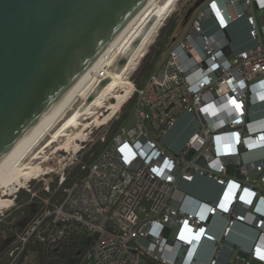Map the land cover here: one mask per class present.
<instances>
[{
  "label": "built area",
  "instance_id": "built-area-1",
  "mask_svg": "<svg viewBox=\"0 0 264 264\" xmlns=\"http://www.w3.org/2000/svg\"><path fill=\"white\" fill-rule=\"evenodd\" d=\"M259 10L264 14V0H208L141 88L126 77L131 93L124 105L137 97L133 122L119 129L95 162L81 165L83 177L65 187L63 199L46 205L19 236L8 264H17L31 241L53 245L78 232L93 236L79 264L218 263L233 229L248 224L258 197L264 202V17H257ZM241 20L252 46L235 52L233 43L240 38L233 28ZM209 23L215 26L212 34L205 29ZM186 115L194 119L193 135L179 151L164 146ZM83 143L74 148L69 168L80 163ZM196 175L220 186L216 202L180 196L179 183H193ZM65 181L63 170L59 182ZM216 217L224 220L219 237L210 229ZM254 228L251 250L236 256L234 264L264 263V214ZM204 242L215 250L207 263L198 258Z\"/></svg>",
  "mask_w": 264,
  "mask_h": 264
},
{
  "label": "water",
  "instance_id": "water-1",
  "mask_svg": "<svg viewBox=\"0 0 264 264\" xmlns=\"http://www.w3.org/2000/svg\"><path fill=\"white\" fill-rule=\"evenodd\" d=\"M143 1L0 0V155Z\"/></svg>",
  "mask_w": 264,
  "mask_h": 264
},
{
  "label": "bare ground",
  "instance_id": "bare-ground-1",
  "mask_svg": "<svg viewBox=\"0 0 264 264\" xmlns=\"http://www.w3.org/2000/svg\"><path fill=\"white\" fill-rule=\"evenodd\" d=\"M176 1L166 0L160 5L158 0H144L120 25L83 71L0 155V190L4 189L9 195H13L20 190L19 188L24 187L23 182L44 175L40 169L28 167L23 162L42 139L63 119L78 99H83L84 104L62 123L49 144L64 137L67 130L81 126V118L91 114L93 107H102L106 98L118 87H122L124 93L115 96L116 103L109 106L110 114L102 120L101 125L107 124L121 111L131 93L130 84L126 79L127 73L137 65L147 42L160 28ZM122 53L124 58L120 61L124 63H118L111 72L110 67L118 59L117 55ZM97 120L99 117L95 121ZM90 124L85 125L86 128ZM13 205V200L0 199V214Z\"/></svg>",
  "mask_w": 264,
  "mask_h": 264
},
{
  "label": "rangeland",
  "instance_id": "rangeland-1",
  "mask_svg": "<svg viewBox=\"0 0 264 264\" xmlns=\"http://www.w3.org/2000/svg\"><path fill=\"white\" fill-rule=\"evenodd\" d=\"M165 1L166 0H158V4L161 5ZM189 1L190 0H177L175 2L174 6L171 9V12L165 18L160 28L155 32V34H153L152 38L147 42L144 48L145 56L141 58L140 62L138 61V64L135 65L127 73L126 77L130 78L132 82L135 78H138L139 76L142 75L144 71V64L147 61L148 55L157 54L155 68H159V66L165 60L169 48L173 45L174 39L179 40L182 37V35L187 31L188 27L191 25L193 19L197 15L196 12L194 16H192V18L189 20V22H187L186 25H183L185 17L184 16L182 17V15L184 14L185 7L187 6V3ZM257 13H258L257 15L258 18L264 17V14L263 12H261V10H259ZM239 24L240 22L237 23V25H235L236 26L235 29H237L236 32L238 34L236 37L241 39V36L243 34L242 31L238 29L240 27L238 26ZM139 55L137 56V59ZM116 58L118 59L116 60ZM116 58H115L116 62L110 67L111 72L117 67L119 61L124 58V54L123 53L118 54ZM123 93H124V89L122 87H118L112 94H110L106 98L102 107H93V109L91 110L92 112L91 114L81 118L80 120L81 126L67 130L66 135L64 137H60L55 142L49 144L53 140L52 137L60 128L62 123L68 117H70L77 108H79L81 105L84 104L83 99H78L75 102V104L72 106L70 110H68V112L63 117V119L50 131L49 134H47L42 139V141L32 150V152L25 158L23 162L24 165L28 167L40 169L43 172L42 174L44 175H42L37 179L33 178L28 182H23L24 189L19 188L20 190H18L13 195H9V193H7L4 189L0 190V199L3 200L10 199L13 200L14 202V205L10 209L4 210L3 213L0 214V229L3 226H5L7 222L12 218L13 220L19 218L18 217L19 211L17 210V206L24 207L25 205L30 204L36 200L40 201V203L43 204L44 206L52 203L51 197L53 195L46 198L43 194V193H48L45 191V188L49 186L51 190L50 192H52L53 194L56 193L58 190H60L62 186L59 182V176L63 170H66V177H67L69 170L71 171L76 165L79 164L88 165L87 163L83 162L82 158L87 155L90 157L93 155L94 150L97 149L98 145L101 142V138L103 136L107 137L111 133L114 126H116L120 122H121V127H126L133 122V116L135 113L134 108L131 111H129L125 117L126 114L125 107L127 106L126 104L129 102L128 101L125 105H123L121 111L116 115V117L110 120L106 125L98 127L99 125H101L102 120H104L105 117L110 114V110L108 108L111 104L116 103L115 96L122 95ZM254 113H255L254 114L255 117L260 116L258 113L256 112ZM98 117L99 120L95 121ZM183 121L184 120L181 121V126L177 128V131L171 133L167 137V139L163 143L164 146H169L174 143H176V145L180 144V141L184 135V134L180 135V132L183 129L182 128ZM88 124L90 125L88 128H86L85 125ZM85 134H87L88 137L84 139L86 142L83 143L85 148L79 153L80 163L74 165L69 169L68 166L71 163V159L74 153V148H76V145H80V141L81 140L83 141V138H85L83 136H85ZM53 187H55L54 191L52 190ZM22 192L28 195V197L22 194ZM20 195L23 196L21 198V201L18 203L19 199L17 198V196ZM33 260H34L33 256L28 255V257L25 258L24 262H27L28 264H32Z\"/></svg>",
  "mask_w": 264,
  "mask_h": 264
},
{
  "label": "trees",
  "instance_id": "trees-1",
  "mask_svg": "<svg viewBox=\"0 0 264 264\" xmlns=\"http://www.w3.org/2000/svg\"><path fill=\"white\" fill-rule=\"evenodd\" d=\"M157 54L148 55L147 61L144 64V71L141 76L135 78L133 80L136 87L141 88L149 77V75L153 72L156 65ZM137 102V97L134 95L129 102L126 104L125 107L126 115L129 111H131ZM124 119V118H123ZM121 128V122L114 126L111 133L105 137L104 142H100L97 149L94 150L93 155L84 156L82 158L84 163L88 165L95 162L103 152V150L110 144L115 134ZM81 165H76L71 171L69 170L68 176L66 177L65 183L61 186L60 190L56 193H43L44 196L51 197V202L54 203L56 201H61L63 199V190L65 187L72 184L75 180L83 177L84 172L81 170ZM71 168V167H70ZM69 168V169H70ZM55 190V187L52 188ZM25 196L28 197L24 192H22ZM23 195L17 196L18 203L21 201ZM32 204H36L37 211L35 213L31 211H27L25 208H29ZM46 206L40 203V201H34L30 204H27L23 207V210L19 212V218L13 220H9L5 226L0 229V245L4 241L5 237L10 235L12 232L13 224L22 222L27 216L30 217V223L26 228H21L19 233L20 235L26 231V229L32 224V222L44 211ZM93 240V236L84 232H78L73 234L68 240L59 242L57 244L48 245V244H40L36 241H31L27 247L26 251L21 257V259L17 262V264H22L28 255H32L34 260L32 264H79L80 260L82 259L84 253L91 245ZM10 250H1L0 251V264H8V253ZM150 264H157L153 261Z\"/></svg>",
  "mask_w": 264,
  "mask_h": 264
},
{
  "label": "crops",
  "instance_id": "crops-1",
  "mask_svg": "<svg viewBox=\"0 0 264 264\" xmlns=\"http://www.w3.org/2000/svg\"><path fill=\"white\" fill-rule=\"evenodd\" d=\"M239 22L240 24L238 26L240 27L238 29L242 31L243 35L241 39L233 43V50L235 52L242 51L252 46V41L245 35L248 31V26L246 21L241 20ZM235 27L236 26H234L233 28V32H234L233 34L236 37L238 34L236 32L237 29H235ZM205 29L208 34H212L215 31V26L212 23H209L206 25ZM182 120H184L182 125L183 129L180 132V135L183 134L184 135L180 141V144L176 145V143H174L168 146L174 151L181 150L184 147V145L187 143L188 139L194 133V119L193 117L186 115L179 121V123L168 134V136L171 133L177 131V128L181 126ZM259 157H263V156L260 155ZM179 190L181 192L180 196H184L186 194L193 196L199 200L209 201V202H216L221 193V188L219 185H217L214 181L199 175H196L193 183L180 182ZM190 206L191 205H189V207ZM262 214H264V202L263 200H260L258 197L255 202V205L251 209V214L248 216V224L247 225L239 224L233 229L232 234L225 242L224 248L220 251V256L217 264H234V259L236 256L246 255L249 253L257 236V232L254 228V225L257 224ZM223 226H224V220L221 217L214 218L211 223V228H210L211 233L219 237L222 233ZM214 251L215 250L212 243L204 242L198 253V258L200 262L202 263L209 262L213 258Z\"/></svg>",
  "mask_w": 264,
  "mask_h": 264
},
{
  "label": "flooded vegetation",
  "instance_id": "flooded-vegetation-1",
  "mask_svg": "<svg viewBox=\"0 0 264 264\" xmlns=\"http://www.w3.org/2000/svg\"><path fill=\"white\" fill-rule=\"evenodd\" d=\"M208 0H190L187 3V6L185 7V11L184 14L182 15V17H186L188 11L190 9H194L196 8L197 5H199L193 13H191V15L188 17V22L189 20L192 18V16H194V14L197 12H199L207 3ZM185 20V18H184ZM28 212L31 211L33 213H35L37 211V206L36 204H32L29 208H25ZM17 210L20 212L23 210V206H17ZM30 223V217L27 216L22 222H18L13 224V228H12V232L10 235L6 236L4 241L1 243L0 245V251L1 250H13L14 247L16 246L17 242H18V238L20 236V229L21 228H26Z\"/></svg>",
  "mask_w": 264,
  "mask_h": 264
}]
</instances>
